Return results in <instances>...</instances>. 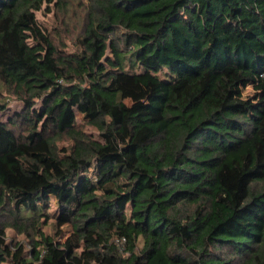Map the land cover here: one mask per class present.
Returning <instances> with one entry per match:
<instances>
[{"label": "trees", "instance_id": "1", "mask_svg": "<svg viewBox=\"0 0 264 264\" xmlns=\"http://www.w3.org/2000/svg\"><path fill=\"white\" fill-rule=\"evenodd\" d=\"M66 1L0 0V89L24 105L0 119V264H264V102L233 93L264 92V0H88L72 51L36 17ZM50 187L67 241L41 229Z\"/></svg>", "mask_w": 264, "mask_h": 264}, {"label": "rangeland", "instance_id": "2", "mask_svg": "<svg viewBox=\"0 0 264 264\" xmlns=\"http://www.w3.org/2000/svg\"><path fill=\"white\" fill-rule=\"evenodd\" d=\"M88 5V0H67L66 8L57 9V10H40L36 12V17L43 29L52 35V39L55 44L62 48L63 46L68 51L74 50V39L76 35L80 32V27L84 19V13ZM154 93V88L151 86L143 87L139 94H129L126 95L123 99L124 107L128 110L137 106L138 104H145L151 98ZM234 97L236 100L243 102L245 105H259L264 102V92L261 86L258 84L256 76L243 75L240 79L238 85L234 88ZM0 100L4 101L7 105L6 109L0 113V119L6 121L8 117L14 113L22 111L24 105L21 100L16 98L11 93H8L3 88L0 89ZM40 106V101H36L35 107ZM78 121L81 122V117L78 116ZM83 129L88 133H93L96 135L95 131L92 130L89 126L83 125ZM147 130H141L135 137V141H141L145 136L148 135ZM98 138V136H95ZM58 147L62 145L70 144V141L64 136L57 140ZM131 148L129 147L128 159L132 160ZM46 167L49 171L57 172L59 174V166L54 161H49L46 164ZM57 188L50 187L46 192V197L49 199V208L47 211L54 214L47 220V223L42 226L44 233L52 236L54 241L63 242L67 241L71 235V226L69 221L62 220L59 221L56 218V215H59L57 203ZM9 215L0 216V221H8ZM31 234L21 233V231L13 228L6 227L5 229V241L10 245L11 249H15L16 244H21L25 252L30 251L32 246ZM114 243L119 249V252L122 256L126 257L127 252L124 250V244L118 242L117 239H114ZM141 246V240L138 241V248Z\"/></svg>", "mask_w": 264, "mask_h": 264}, {"label": "built area", "instance_id": "3", "mask_svg": "<svg viewBox=\"0 0 264 264\" xmlns=\"http://www.w3.org/2000/svg\"><path fill=\"white\" fill-rule=\"evenodd\" d=\"M118 242L124 243V238L118 239Z\"/></svg>", "mask_w": 264, "mask_h": 264}]
</instances>
